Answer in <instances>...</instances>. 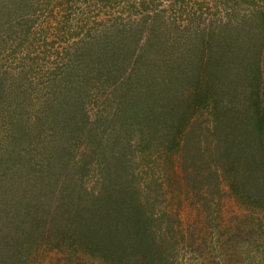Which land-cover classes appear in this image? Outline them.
Returning <instances> with one entry per match:
<instances>
[{"label": "rangeland", "instance_id": "obj_1", "mask_svg": "<svg viewBox=\"0 0 264 264\" xmlns=\"http://www.w3.org/2000/svg\"><path fill=\"white\" fill-rule=\"evenodd\" d=\"M41 3L0 0V264H73L70 251L61 248V236L85 214L87 200H104L108 178L128 182L134 190L159 168L146 164L141 154L157 150L171 125L167 122L187 108L183 94L190 90L179 84L183 80H172L169 66L190 48L193 58L204 55L203 48L209 51L206 46L220 39L202 37L203 21L214 27L223 16L229 23L214 31L220 29L224 40L251 61L248 68L243 54H231L242 64L223 69L227 76L212 87L216 101L226 96L232 102L227 92L241 87L243 79L264 94V23L257 24L259 13L246 14L264 0L198 1L195 22L184 23L180 33L171 25L155 30L140 62L144 69L130 75L122 74L113 59L103 63L79 45L73 50L71 37ZM68 72L72 84L61 77ZM222 185L227 223L245 214L262 217L260 208H246ZM182 204V218L195 214V207ZM227 235L209 238L201 254H191L187 240L181 241L180 264H203L204 258L211 264L216 257L223 264H264V223L231 241Z\"/></svg>", "mask_w": 264, "mask_h": 264}, {"label": "trees", "instance_id": "obj_2", "mask_svg": "<svg viewBox=\"0 0 264 264\" xmlns=\"http://www.w3.org/2000/svg\"><path fill=\"white\" fill-rule=\"evenodd\" d=\"M198 1L42 0L41 5L50 8L58 29L71 37L73 50L79 45L89 57L103 63L113 59L122 74L130 75L136 68L144 69L140 62L146 59L145 47L152 45L155 30L171 25L180 33L184 23L195 22ZM255 8L246 14L255 17L259 13L257 24L261 25L264 5ZM167 11L175 12L166 16ZM217 19L214 27L204 21L199 24L204 39L220 38L213 47L205 45L209 51L203 48L204 55L193 58L190 48L169 66L172 80H183L179 84L186 83L190 90L183 94L187 108L181 109L179 118L167 122L171 125L157 150L147 148L141 154L146 164L156 163L161 172L153 171L134 190L128 182L109 178L104 182L103 187L109 188L104 200H87L85 214L72 220V228L67 227L65 237L61 236V248L70 251L73 264H180L181 241L187 240L191 254H201L209 246V238L215 241L228 234L231 241L233 236L263 225L264 94L243 79L241 87L227 92L232 102L226 96L216 101L212 87L225 74L223 69L242 64L231 54H243L248 68L251 63L246 52L233 49L231 40H224L220 29L214 31L229 23L223 16ZM143 36L146 40L140 44ZM61 77H67L65 83L70 84L74 79L69 72ZM223 183L243 206L260 208L262 217L245 214L227 223L221 205ZM183 202L196 208L186 219L181 216ZM208 261L204 258L203 264ZM223 262L216 257L211 264Z\"/></svg>", "mask_w": 264, "mask_h": 264}]
</instances>
